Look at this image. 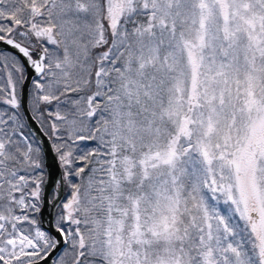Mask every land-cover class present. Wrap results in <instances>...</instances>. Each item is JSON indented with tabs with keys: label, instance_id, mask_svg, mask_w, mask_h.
<instances>
[{
	"label": "snow or ice",
	"instance_id": "snow-or-ice-1",
	"mask_svg": "<svg viewBox=\"0 0 264 264\" xmlns=\"http://www.w3.org/2000/svg\"><path fill=\"white\" fill-rule=\"evenodd\" d=\"M0 45V264H264V0H0Z\"/></svg>",
	"mask_w": 264,
	"mask_h": 264
},
{
	"label": "water",
	"instance_id": "water-1",
	"mask_svg": "<svg viewBox=\"0 0 264 264\" xmlns=\"http://www.w3.org/2000/svg\"><path fill=\"white\" fill-rule=\"evenodd\" d=\"M0 49L11 50L10 48H7V46L4 45H0ZM30 88L31 85L29 84L24 94V103L26 108L30 107L29 105ZM32 128L33 130H36L37 125L33 123ZM41 146L42 148H47V142L44 140L43 137H41ZM44 158H45V166L47 170V177L44 183L43 200H42L41 212L39 214L43 227H45L49 231H52L54 210L51 207V201H52L51 192L52 190H56L55 185L57 181H60L62 179V172L60 170L58 161L53 153L48 151ZM65 191H66V186L63 187V195L65 194Z\"/></svg>",
	"mask_w": 264,
	"mask_h": 264
},
{
	"label": "trees",
	"instance_id": "trees-1",
	"mask_svg": "<svg viewBox=\"0 0 264 264\" xmlns=\"http://www.w3.org/2000/svg\"><path fill=\"white\" fill-rule=\"evenodd\" d=\"M9 52H10V51H9ZM18 90H19V89H18ZM30 91H31V89H30ZM43 171H44V173H45V175H44V181H45V178H46V175H47L46 168H44ZM68 191H69V189H68L67 186H66V191H65V194H64L65 196L67 195ZM53 194H54V192L52 193V196H53ZM37 217H38L39 220H40L39 213L37 214Z\"/></svg>",
	"mask_w": 264,
	"mask_h": 264
},
{
	"label": "rangeland",
	"instance_id": "rangeland-1",
	"mask_svg": "<svg viewBox=\"0 0 264 264\" xmlns=\"http://www.w3.org/2000/svg\"><path fill=\"white\" fill-rule=\"evenodd\" d=\"M43 164H44V168H45V160L43 159ZM42 187H44V184H43V186ZM53 193V192H52ZM41 204H42V202H41ZM41 204H40V206H41ZM38 218V217H37ZM39 219V218H38ZM43 227V226H42ZM44 228V227H43ZM45 229V228H44ZM46 230V229H45Z\"/></svg>",
	"mask_w": 264,
	"mask_h": 264
}]
</instances>
